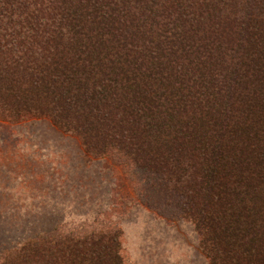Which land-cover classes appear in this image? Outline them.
Segmentation results:
<instances>
[{
  "label": "trees",
  "instance_id": "obj_1",
  "mask_svg": "<svg viewBox=\"0 0 264 264\" xmlns=\"http://www.w3.org/2000/svg\"><path fill=\"white\" fill-rule=\"evenodd\" d=\"M27 117L124 157L207 264H264V0H0V119ZM87 220L0 264H124Z\"/></svg>",
  "mask_w": 264,
  "mask_h": 264
},
{
  "label": "rangeland",
  "instance_id": "obj_2",
  "mask_svg": "<svg viewBox=\"0 0 264 264\" xmlns=\"http://www.w3.org/2000/svg\"><path fill=\"white\" fill-rule=\"evenodd\" d=\"M144 187L124 157L86 156L46 118L0 119V249L95 219L119 225L124 264H207L192 224L149 206Z\"/></svg>",
  "mask_w": 264,
  "mask_h": 264
}]
</instances>
